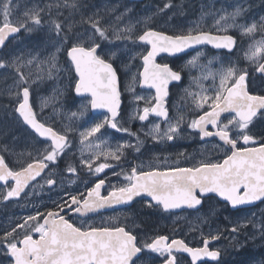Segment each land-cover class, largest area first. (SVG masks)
<instances>
[{"label":"snow or ice","instance_id":"snow-or-ice-1","mask_svg":"<svg viewBox=\"0 0 264 264\" xmlns=\"http://www.w3.org/2000/svg\"><path fill=\"white\" fill-rule=\"evenodd\" d=\"M90 7L94 6L87 0H51L19 16L16 0H0V73H14L8 95L13 97L14 112L29 130L34 146L32 151L17 153L14 146L0 145V201L27 196L26 190L36 186L37 178L50 189L57 185L54 170L71 151L74 136H78L80 158L78 162L66 161L61 175L90 177L81 181L84 191H66L53 208L37 210L0 228V256L7 264H156L157 260L159 264H186L185 254L190 257L187 264L218 262L221 251L210 245L220 239L219 231L202 233V246L196 247L169 235H141L135 219L131 226H105L89 224L83 218L101 210L131 206L137 198L147 208L169 214L177 210L201 213L205 201L214 197L234 210L256 202L264 204V131H255L258 124H264V90L257 92L251 87L253 72L264 80V16L249 20L251 6L239 2L231 12L222 9L223 14L207 29L202 26V15L186 30L168 34L151 27V17L133 20L129 15L132 9L126 5L123 11H118L119 6L108 9L114 14L111 17L99 8L89 11ZM175 7V0H164L157 12L167 14ZM241 18L242 23L238 22ZM45 28L48 41L43 53L8 50L13 40ZM232 30L252 41L244 52L252 71L238 63L225 66L218 56L208 58L206 64L201 62L205 56L201 49L206 46L226 50L224 56L237 48ZM162 54H185L190 59L173 68L167 62H158ZM137 59L139 66L134 63ZM218 61L220 68L213 70V63ZM193 68L200 69V74L190 76L189 85L183 89L185 113L177 104L170 107L169 86L182 83L185 69L191 72ZM121 73L129 77L123 88ZM62 75L68 79L67 90L84 103L76 111L65 112L69 123L58 129L54 117L63 108L56 104L64 90L41 97L39 114L33 93L34 85ZM206 80L212 82L208 87L203 83ZM137 88L148 90V94L138 93ZM125 92L132 97L127 119L122 109ZM49 106L53 107L52 117L40 119ZM94 110H103L102 119L83 120ZM78 121L83 122L77 125ZM134 121L141 125L136 131L131 127ZM109 130L126 134L129 139L112 145ZM185 133L197 135L205 146L211 143L217 158L206 157L185 167L157 156L153 162L121 167L126 153H140L146 139L158 144L173 142ZM10 157L18 158L15 166ZM109 169L117 177L116 183L109 178ZM214 215L215 210L209 209L204 221ZM245 220L230 231L239 233L251 225L253 229L259 227L260 238L264 239V222L258 226L254 219Z\"/></svg>","mask_w":264,"mask_h":264},{"label":"rangeland","instance_id":"rangeland-1","mask_svg":"<svg viewBox=\"0 0 264 264\" xmlns=\"http://www.w3.org/2000/svg\"><path fill=\"white\" fill-rule=\"evenodd\" d=\"M16 2L19 4L16 15L22 16L26 10L31 9L33 6L44 7L46 4L50 3L51 0H16ZM163 2L164 0H144L143 2H131L129 0H87V3L90 6H94L90 7L89 11H94L96 8H99L102 14H106L109 17L114 14L108 12V9L119 6L118 11H123V6L126 5L128 8L132 9V12L129 13V15L133 18V20H142L146 17H151L150 26L168 34H174L181 30H186L188 27L193 26L195 22L200 21L201 16L196 20H192V18L188 17L187 12L181 5H177V7L168 11L167 14H159L157 12V8L162 7ZM195 2L197 4L194 13L195 16H198V13H200V9L198 11L199 6L206 14V16H204V21L207 22V24L204 28L210 27L214 18H218L220 14H223L221 11L222 9L231 12L233 7L239 2H244L245 7L250 5V10L252 7L259 8L253 12V15L248 16L250 19H256L260 14H263L261 16H264V0H196ZM184 3L185 2H182V5H184ZM64 15H68L67 11L64 12ZM53 16H55V10H53ZM169 17H171V19H169ZM47 18L48 17L46 16L45 19ZM75 18L79 19V16H76ZM238 22L242 23V21L239 20ZM256 38H259V34H257ZM241 40L243 43L245 42L243 44L244 46H249L252 42L249 37H241ZM47 41L48 34L47 29L45 28L43 31H37L31 34L25 33L18 40H13L9 45L8 50L24 52H27L28 50H39L43 53L47 45ZM47 50L52 51L51 48H48ZM139 50L140 49H133L134 52ZM62 62L63 58H61V63ZM230 62L234 63L229 60L228 62H223V64L227 66ZM134 63L136 66H139V59H137ZM132 71H136V68L133 67ZM121 75L124 76V83L127 82L129 77L125 76L123 73H121ZM13 81V72L9 71L8 73H0V145L8 144L10 147L14 146L17 153L32 151L34 146L31 142L29 131L17 119V114L14 112L13 97L8 95L9 88L13 85ZM67 84L68 79L66 76L62 75L59 79L45 80L43 83H39L38 87L34 85L36 90L33 93V102L38 114L41 97L53 95L54 90H64L63 96L60 97L59 103L56 104L57 108H59L61 104L63 105L60 115L54 117L56 120L55 126L58 129L61 128L62 124L69 123L64 113L68 111H76L77 108L84 103H78L75 101L72 92L67 90ZM137 91L140 90L137 88ZM52 114L53 107L49 106L44 109L42 114H40V119L47 120L49 117H52ZM96 119L97 118L91 117L90 112H88L83 118V120H87L89 122H94ZM82 122L83 121H78L76 124L78 125ZM134 122L138 124V127L141 126L139 121ZM134 122H132V124ZM86 126L87 125H85V127ZM35 147H42V145H35ZM78 147L80 148L79 145ZM181 153H183V155H180ZM157 156L160 158L161 154H158L155 150L149 148V152H145L141 157H139L137 164L141 162H153L154 158ZM179 156L183 158L184 152L180 151ZM10 159L14 162L15 166V161L18 158L10 157ZM42 184H45L44 181ZM212 209L215 210V215L209 217L207 222L204 221V217L207 215L208 211H204L199 215H194L193 217L183 216L177 219H171L168 216H163L155 210H151L153 213L147 214V218L146 215L142 216L144 217L143 220L145 222L148 221V224L152 226L153 224H155V226L157 224L161 225V222L163 221L164 223L161 225L160 229L166 230V232L169 233H175L176 235L184 238H189L190 236L188 240L199 246H202V233L203 235H207L209 232L215 234L219 231L221 233V237L219 240L212 242L211 248L221 249V253H224V258L222 260L219 259L218 262L210 264H262V262H264V239L260 238L259 227L253 229L252 226L249 225L246 230L233 234L230 229L238 222H246L245 218L254 219L255 223L259 226L261 222H264V209H261L260 212L253 211L244 215L226 214L223 208ZM141 210L140 212H142ZM219 213L221 216L220 219H217L216 215ZM133 217H135V214H133ZM253 236H255V238H252ZM221 241H223V243H221ZM249 249H251L252 252L249 251Z\"/></svg>","mask_w":264,"mask_h":264},{"label":"flooded vegetation","instance_id":"flooded-vegetation-1","mask_svg":"<svg viewBox=\"0 0 264 264\" xmlns=\"http://www.w3.org/2000/svg\"><path fill=\"white\" fill-rule=\"evenodd\" d=\"M176 5L183 6V9L187 12V16L192 18V20L198 19L200 16H206L204 11L200 8H198V11L200 9V13H198V16H195V9L197 7L196 0H175ZM182 2H185L184 5H182ZM263 3V2H261ZM264 4V3H263ZM259 8H251V10L248 13V16L253 15V12L258 10ZM249 20L250 18L247 17ZM205 19V18H204ZM239 21L244 22L243 18L239 19ZM207 22L203 21L202 26L205 27ZM207 29V28H205ZM230 34L237 37L238 40V46L236 49L233 50V52L229 56H224L223 53L226 50H216L213 49L210 45L204 47L201 49L204 51L205 56L202 58L201 62L206 64L208 58L212 56H218L220 57V61L222 62H228L233 61L234 63H238L241 67H249V70L252 71L251 67L249 66L248 61L244 59V52L247 50L248 46H244L243 41L241 40V36L237 31H231ZM195 53H191V55H194ZM163 59L158 58V62H167L169 63L173 68H180L186 60L190 59V55L180 54L177 57H169L167 55L162 56ZM220 61L214 62L212 65V69H219L220 68ZM200 74V69L193 68L191 69V72H189L188 69H185L183 72V81L180 84H170V98H169V105L171 107L172 104H177L180 108L181 112H187V109H185L183 101L181 100V97L184 96L183 89L186 88L189 85L190 76L196 77ZM253 83L251 85L252 89L254 91H262L264 90V80H262L258 73L253 72ZM205 87H208L212 82L211 80H206L203 82ZM124 86V76L121 75V87ZM140 91H137L141 94H148V90L140 89ZM72 95L76 102H83L80 98L76 97L75 94L72 92ZM71 95V96H72ZM132 97L128 93H124L122 96V109L125 116V119H127L128 113L132 110V105L130 103ZM91 113V111H90ZM172 114H175V109L172 110ZM91 117L97 118L96 120H99L102 118L101 114H93L91 113ZM25 127V126H24ZM56 127V126H55ZM131 127L134 131L139 129L137 123L131 124ZM27 129V128H26ZM29 131V130H28ZM256 132L264 131V124H258L256 129ZM108 136L110 138V142L112 145H115L117 142H123L124 140H128L129 137L126 134L121 133H115L113 130H109ZM144 139V137H141ZM132 142L135 143L134 138L132 139ZM79 142H78V136L73 137V146L71 151L68 153V155L64 158V160H61L59 162V166L55 168L56 176L58 183L57 185L53 186L51 189L48 185L42 184L43 180L40 178H37L38 183L34 188H30L26 190L28 192L27 196H23L19 200H10V201H0V228L6 227L10 221H15L22 219L23 217L34 214L37 210L43 212L47 209H51L54 207V202L64 198V193L66 191L72 192L75 194L76 190L79 189V191H84V183L81 181H87L90 180V177L87 175L81 174L80 178L77 179L74 176H70L67 173H63L61 175L62 170L65 168V162L66 161H72V162H78L80 158V150H79ZM149 148H152L157 152L158 154H161L160 158L163 160L165 157L168 158V161L170 164H175L177 161L179 162L180 166H193L197 162L205 159L206 157H210L212 159L217 158V153L212 148V144H208L205 146L204 142L199 139V137L195 134H193L191 137L185 133L182 138L173 141V142H165V143H154L150 138L146 139V142L141 149L140 153H135L132 151H128L126 153V159L122 160L121 167L128 169L131 165L137 164L139 161V157H141L145 152H149ZM180 151L184 152L183 158L179 156ZM125 161V162H124ZM129 161V162H128ZM131 162V163H130ZM117 172L120 171V167H117L115 169ZM108 173L109 178L113 183L117 182V177L112 176V170H106ZM71 179H75V183H69ZM36 183V182H34ZM40 185H43L41 187ZM5 206V207H4ZM212 208H223L225 210L226 214H248L253 211L260 212L261 209H264V204H261L260 202L256 203L255 205L248 206L241 208L240 210H232L230 206L226 205L225 202L219 200L217 197H214L211 200H206L202 212L209 211V209ZM142 209V210H141ZM140 210L142 212H140ZM151 210L147 208L143 201L140 199H137L135 202L131 204V206H117L115 210L107 209V210H101L99 213L90 214L89 217L83 218L87 221L89 224H96L101 225L104 224L107 226L108 224H112L115 226L116 224L124 225L128 224L131 226L133 219H135V223L138 225L137 231L141 235L146 236H154L157 234H164L169 235L173 238H179L184 239L186 243H189L190 246H196L199 247L196 243H192L190 238H184L182 236H178L175 233H169L166 232V230L160 229L161 225H163V221L161 222V225L155 224L149 225L148 221L145 222L143 219L144 217L142 215L153 213ZM159 214L163 216H168L171 219H177L179 217H193L194 215H199L201 213H194L191 210L187 211H181L178 213H164L161 211H157ZM133 214H135V217H133ZM68 216H70L73 220H76L77 223L80 222L79 219L72 213H68ZM221 214H217L216 218L220 219ZM115 217L116 219H112ZM264 219V217H263ZM233 234V233H232ZM223 243V241H221ZM210 247H212L210 245ZM245 248V247H244ZM221 251V249H220ZM249 251L252 252L251 249ZM224 258V253H221L220 260ZM0 261H3L4 264H7V261L4 257L0 256ZM186 263L190 261V259L185 256ZM216 261H205L201 264H210L214 263ZM156 264H159L158 260L156 261Z\"/></svg>","mask_w":264,"mask_h":264},{"label":"water","instance_id":"water-1","mask_svg":"<svg viewBox=\"0 0 264 264\" xmlns=\"http://www.w3.org/2000/svg\"><path fill=\"white\" fill-rule=\"evenodd\" d=\"M129 1H131V2H143L144 0H129ZM163 55H166V54H162V56ZM159 58V57H158ZM79 98V97H78ZM103 112V110H94V111H91V113H93V114H101ZM137 199H139V198H137ZM219 199V198H218ZM256 203H258V202H256ZM255 203V204H256ZM254 204V205H255ZM248 206H252V205H247V206H242L241 208H244V207H248ZM232 209V208H231ZM232 210H234V209H232ZM182 210H177L175 213H178V212H181ZM185 256H186V254H185ZM189 259H190V257H188ZM205 261H211V260H205ZM205 261H202L201 263H203V262H205Z\"/></svg>","mask_w":264,"mask_h":264},{"label":"bare ground","instance_id":"bare-ground-1","mask_svg":"<svg viewBox=\"0 0 264 264\" xmlns=\"http://www.w3.org/2000/svg\"><path fill=\"white\" fill-rule=\"evenodd\" d=\"M125 162V161H124ZM129 162V161H128ZM131 163V162H130ZM5 207V206H4Z\"/></svg>","mask_w":264,"mask_h":264},{"label":"trees","instance_id":"trees-1","mask_svg":"<svg viewBox=\"0 0 264 264\" xmlns=\"http://www.w3.org/2000/svg\"><path fill=\"white\" fill-rule=\"evenodd\" d=\"M6 99V98H5Z\"/></svg>","mask_w":264,"mask_h":264}]
</instances>
